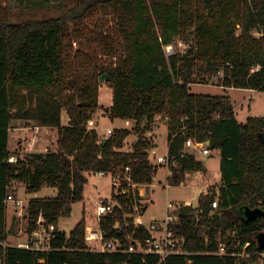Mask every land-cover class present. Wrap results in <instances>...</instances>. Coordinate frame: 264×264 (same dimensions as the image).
Masks as SVG:
<instances>
[{"label":"trees","instance_id":"obj_1","mask_svg":"<svg viewBox=\"0 0 264 264\" xmlns=\"http://www.w3.org/2000/svg\"><path fill=\"white\" fill-rule=\"evenodd\" d=\"M55 17L11 23L0 6V262L1 264H239V254L255 264L264 254L256 236L261 217L246 220L242 208L264 211V117L239 123L225 95L190 93V86L218 79L224 89L264 92V0H61ZM255 33H259L255 36ZM189 44L184 53L167 54L174 40ZM77 48H73V44ZM114 58V60H112ZM111 90L110 120H133L131 131L115 129L99 137L87 128L99 105L101 78ZM66 114L68 123L61 124ZM167 126V155L177 162L174 183L202 169L195 156L183 153L186 139L209 142L219 152L221 183L198 198L196 208L180 206L175 236L183 252L163 261L151 254L94 251L86 243L82 218L68 234L56 228L71 206L82 202L88 176H128L149 186L156 167L147 140L156 118ZM13 120L33 121L56 130L57 148L34 152L8 163ZM136 134L130 151L125 140ZM14 183L35 195L53 188L50 198H31L25 238L41 217L53 225L48 251L4 246L6 202ZM113 195L120 206L98 219L104 240L139 249L149 238L135 226L132 193ZM217 201V208L211 204ZM220 245L225 252L219 253ZM244 262V259H243Z\"/></svg>","mask_w":264,"mask_h":264},{"label":"rangeland","instance_id":"obj_2","mask_svg":"<svg viewBox=\"0 0 264 264\" xmlns=\"http://www.w3.org/2000/svg\"><path fill=\"white\" fill-rule=\"evenodd\" d=\"M0 6L8 8L11 14V23L19 24L32 18L58 16L61 13L62 4L61 0H0ZM258 35L259 33H255V36ZM77 47V44L74 43L73 48L76 49ZM171 47L168 54L174 51L184 53L188 50L189 44L176 39ZM100 82L99 104L101 109L97 110L93 115L92 122L96 132L98 130L99 133H105L103 136L99 135L100 138H104L109 136L105 131L106 129H124L125 125L124 120H110L104 113V109L111 106V90L105 85L103 80ZM218 84V79L214 77L207 85H192L190 93L209 96L225 95L228 97L233 107L234 116L239 123H244L248 117H264V92L224 89L219 87ZM66 118V115L63 114L62 123L66 122ZM10 125L8 148L14 160L16 158L21 159L30 152H46L57 148L56 130L50 129L51 131L45 133L44 128L37 126L33 121L26 120H21V122L13 120ZM167 134L166 123L161 119L155 121L150 131L146 133L147 140L158 145L157 147L152 145L150 150H148L149 160L156 167L151 185H139L134 188L129 185L125 186L126 190L130 189L133 197L132 212L126 214V217L132 218L133 223L134 219L139 217L145 228H149L151 224L161 223L164 220L167 204L171 203L178 209L180 206H186L185 204L189 203L187 206L196 208L198 198L210 192V190L217 191L221 183L216 152H210L208 157H199L198 154L195 156L196 160L201 161L202 169L186 172L177 183L168 179L170 176L167 175V168L156 163L157 157L167 154ZM136 139V134H130L125 140L124 150L130 151ZM111 180L112 177L108 175L99 176L98 174H93L88 176L83 201L73 203L70 215L59 218L56 228L68 234L82 218L86 219L87 226L97 227L98 218L95 212L98 202L109 203L115 208L120 206L116 200L112 199V196L117 194V189L111 185ZM12 190V193H10L12 200L6 202V231L8 230L9 233L3 243L4 246H17L20 242H23L25 240L24 231L27 227L26 210L30 195L25 192L24 186L20 183H14ZM36 195L46 199L55 196L56 191L53 188L43 187ZM17 202H20V204ZM143 208L146 210L141 213ZM172 211L173 208L169 210V213ZM175 239L183 247L182 238L175 236ZM90 248L96 251L99 249V245H90ZM258 257L259 259L255 264H264V254ZM239 258H241L239 264H249L247 262L249 256L245 253L239 254Z\"/></svg>","mask_w":264,"mask_h":264},{"label":"built area","instance_id":"obj_3","mask_svg":"<svg viewBox=\"0 0 264 264\" xmlns=\"http://www.w3.org/2000/svg\"><path fill=\"white\" fill-rule=\"evenodd\" d=\"M171 46L166 47L167 54L171 50ZM169 55V54H168ZM114 60V58H112ZM160 118L157 117L156 120ZM135 122L133 120H124V125L126 130L131 131ZM87 128H95L93 127L92 120L88 121ZM111 129H107L106 133L110 136L112 134ZM30 151V150H29ZM33 153V152H30ZM183 153L187 155L196 156L201 155L203 157L210 156V150L208 149L207 142H197L193 139H186L184 142ZM29 154V153H28ZM154 154V152H152ZM13 157H9L8 163H14ZM156 163L158 165H162L167 168L169 176H172L173 170L177 167V162L170 158L167 154L165 156H159L156 158ZM125 175L123 180L125 184L120 181L119 176L112 177L111 185L117 189V194L126 195L128 192L125 189L126 185L137 187L138 185L133 184L131 182L130 177L128 176L129 169L126 168ZM99 176H103V173H96ZM168 186V185H167ZM11 196H8L5 202H8L11 199ZM20 204V202H17ZM186 206L189 203L185 204ZM173 208V211L169 213V210ZM212 209L217 208V201L215 200L211 204ZM114 207L106 202H98L96 208V217L99 219L103 216L109 215L113 212ZM179 209V208H178ZM178 209L174 207L173 204H167V212L164 220L160 223L151 224L149 228L146 230L149 232V238H147L141 245L139 249L134 248L132 245H127L125 248L112 240H104L102 233L99 231L97 227L87 226L85 229V241L90 245H99V249L97 251H109L115 252L119 249L123 252L129 253H141V254H151L155 255L163 261L166 257L174 253H182V249L179 245L177 239H175V234L172 230V227L178 223ZM44 221L41 217L36 221L35 229L25 238L23 242H20L16 247L30 250V251H48L49 250V242L54 237V226L53 225H44ZM135 226H143V223L139 217L134 219ZM182 238V237H181ZM184 243V239L182 238ZM225 252L224 247L220 245L219 253L223 254Z\"/></svg>","mask_w":264,"mask_h":264},{"label":"water","instance_id":"obj_4","mask_svg":"<svg viewBox=\"0 0 264 264\" xmlns=\"http://www.w3.org/2000/svg\"><path fill=\"white\" fill-rule=\"evenodd\" d=\"M103 78H104V76H102L101 80H103ZM257 138L264 145V133L259 134ZM208 145H209V142H207V146ZM144 211H145V208H143L141 210V213H143ZM242 211H243V217L246 220H250V219H253V218L259 216L262 218V220L264 222V211L263 210H261V209L251 210L248 207H245V208H242ZM255 240H256L258 247L263 249L264 248V231L260 232L256 236Z\"/></svg>","mask_w":264,"mask_h":264},{"label":"crops","instance_id":"obj_5","mask_svg":"<svg viewBox=\"0 0 264 264\" xmlns=\"http://www.w3.org/2000/svg\"><path fill=\"white\" fill-rule=\"evenodd\" d=\"M192 86V85H191ZM191 86H190V89H191ZM101 88V87H100ZM100 105V104H99ZM63 115V114H62ZM66 115V114H65ZM67 117V116H66ZM247 120V119H246ZM18 121H20L21 122V120H18ZM99 121V120H98ZM68 123V117L66 118V122L65 123H62V116H61V124L62 125H66ZM11 126V125H10ZM97 127H98V125H97ZM96 127V128H97ZM20 128H22V127H20ZM20 130V129H19ZM44 130H45V133H48L49 131H51L50 129H46V128H44ZM107 130V129H106ZM105 130V131H106ZM10 131V130H9ZM21 131V130H20ZM20 131H18L19 133H21ZM97 132H98V130H97ZM98 134L101 136H103L105 133H99L98 132ZM9 138H10V132H9ZM158 145H157V143H154L153 144V147H157ZM211 153L212 152H216V155H217V164H218V166H219V163H220V158H219V152L217 151V150H213V151H210ZM199 157H203V156H201V155H199ZM31 198H40V197H38V195H30L29 196V200L31 199ZM146 210V209H145Z\"/></svg>","mask_w":264,"mask_h":264}]
</instances>
